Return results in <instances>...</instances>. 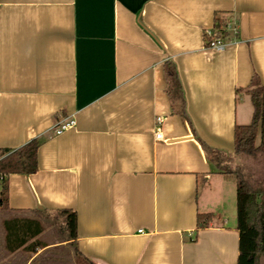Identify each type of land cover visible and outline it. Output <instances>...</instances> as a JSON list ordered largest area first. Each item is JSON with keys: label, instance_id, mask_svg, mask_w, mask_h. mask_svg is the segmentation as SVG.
Listing matches in <instances>:
<instances>
[{"label": "crops", "instance_id": "0c3cea01", "mask_svg": "<svg viewBox=\"0 0 264 264\" xmlns=\"http://www.w3.org/2000/svg\"><path fill=\"white\" fill-rule=\"evenodd\" d=\"M216 20L238 27L222 53L205 47ZM256 79L264 0H0V150L40 142L38 171L9 177L0 223L42 227L14 252L5 234L0 264H238L237 188L201 144L234 156ZM66 118L76 127L56 136Z\"/></svg>", "mask_w": 264, "mask_h": 264}, {"label": "trees", "instance_id": "16d2710c", "mask_svg": "<svg viewBox=\"0 0 264 264\" xmlns=\"http://www.w3.org/2000/svg\"><path fill=\"white\" fill-rule=\"evenodd\" d=\"M228 22L216 20L215 34L227 42L229 32ZM204 32L205 47L209 41ZM168 92L172 103L185 116L184 93L176 68L166 63ZM251 100L254 107L252 122L246 126L235 128V154L233 157L224 155L202 142V147L208 159L226 174H232L237 188V229L240 234L238 264H264V185L255 181L245 170L243 159L264 156V86L259 80H254ZM40 142L34 140L29 144L11 151L0 150V212L9 210L8 180L13 174L32 175L38 171V150ZM236 162V163H235ZM236 165L233 168V165ZM65 219L69 239L77 238V215L71 210H61L58 213ZM210 215H199L200 227L206 228ZM6 234V248L10 252L17 251L34 239L42 231L35 221L13 219L3 223Z\"/></svg>", "mask_w": 264, "mask_h": 264}, {"label": "built area", "instance_id": "2783aa9c", "mask_svg": "<svg viewBox=\"0 0 264 264\" xmlns=\"http://www.w3.org/2000/svg\"><path fill=\"white\" fill-rule=\"evenodd\" d=\"M226 30L227 31H231L233 33L234 36H236L238 34V27L236 22H228L227 26H226ZM206 36L208 38H210L211 40L209 41V47L207 49H211L214 50L216 52L222 53L224 52L228 46L230 45V43L226 42L225 40H223L221 37H218L217 34H215V30L214 27L205 30L204 31ZM157 129H156V140L158 141H162L163 140V135L162 132L160 130V125L162 123L161 119H157ZM76 127V120L75 118H66L62 121H60L55 127H54V134L56 136H61L64 133L74 129Z\"/></svg>", "mask_w": 264, "mask_h": 264}, {"label": "rangeland", "instance_id": "374dc122", "mask_svg": "<svg viewBox=\"0 0 264 264\" xmlns=\"http://www.w3.org/2000/svg\"><path fill=\"white\" fill-rule=\"evenodd\" d=\"M243 162H244L245 170L252 176V178L255 181L260 182L264 185V156L259 155L255 158L246 157L243 159ZM236 165L234 164L233 168H235ZM227 176H228L229 180H233V182L235 184L234 197L236 200L235 177L232 174H230V175L227 174ZM50 222H52V221L50 220ZM4 236H5V231L3 228V224L0 223V247L1 248H2L4 240H5ZM76 264H82V262L78 259V260H76Z\"/></svg>", "mask_w": 264, "mask_h": 264}]
</instances>
